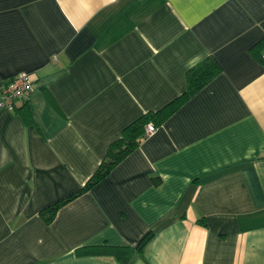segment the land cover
<instances>
[{"label":"crops","instance_id":"obj_1","mask_svg":"<svg viewBox=\"0 0 264 264\" xmlns=\"http://www.w3.org/2000/svg\"><path fill=\"white\" fill-rule=\"evenodd\" d=\"M262 40L264 0H0V88L35 86L0 108V264H117L75 250L150 230L132 264H264ZM207 56L220 72L46 221Z\"/></svg>","mask_w":264,"mask_h":264},{"label":"trees","instance_id":"obj_2","mask_svg":"<svg viewBox=\"0 0 264 264\" xmlns=\"http://www.w3.org/2000/svg\"><path fill=\"white\" fill-rule=\"evenodd\" d=\"M262 41H259L258 43L261 44ZM260 58L262 62H264L262 55ZM220 69L218 61L212 56H207L193 66L189 67L185 72V90L158 110H149L128 126L124 127L121 131V136L110 143L103 159L86 182L76 190L43 208L42 212L45 210V212H43L45 214L44 219L48 222L51 221L60 205L72 200L76 196L90 189L98 181L102 180L114 165L126 157L138 144H140L142 139L146 137L147 134L145 132V127L148 123H151L154 127H156L158 123H161L191 95L201 89L214 76H216L220 72ZM151 236L152 231L150 230L141 237L136 246L109 245L107 243H101L97 245L79 247L75 250V252L77 255L112 254L116 257L117 264H132L135 257L140 255L143 246L148 242Z\"/></svg>","mask_w":264,"mask_h":264},{"label":"built area","instance_id":"obj_3","mask_svg":"<svg viewBox=\"0 0 264 264\" xmlns=\"http://www.w3.org/2000/svg\"><path fill=\"white\" fill-rule=\"evenodd\" d=\"M262 59H264V55H262ZM34 88V82L30 78L28 73L25 71L19 72L9 81L2 84L0 88V108H14L15 102L18 99L27 98ZM154 129V125L148 123L146 125L145 132L146 134H148Z\"/></svg>","mask_w":264,"mask_h":264}]
</instances>
